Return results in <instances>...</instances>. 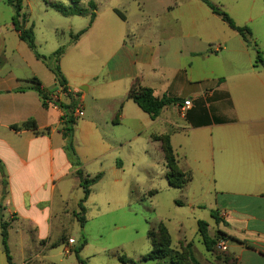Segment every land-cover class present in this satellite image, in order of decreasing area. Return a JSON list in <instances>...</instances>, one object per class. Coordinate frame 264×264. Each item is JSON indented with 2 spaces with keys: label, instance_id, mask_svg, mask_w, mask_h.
<instances>
[{
  "label": "crops",
  "instance_id": "obj_1",
  "mask_svg": "<svg viewBox=\"0 0 264 264\" xmlns=\"http://www.w3.org/2000/svg\"><path fill=\"white\" fill-rule=\"evenodd\" d=\"M158 1L164 5L165 0ZM187 4L165 7L175 11ZM198 4L190 6L200 11L199 22L218 16ZM143 8L139 3L140 10L133 13L135 27L129 25L127 10H119L124 19H118L125 27L119 21L117 46H112L107 32L103 36L97 31L96 26L105 25L98 21V13L65 46L58 66L66 94L56 101L68 104L67 93L76 103L80 100L82 116L87 112L83 124L94 130L124 124L134 132V139L144 137L156 147L163 163L161 141L156 137L168 136L178 169L190 174L183 188L194 183V193L211 191L221 219L214 221L215 229L235 239L225 240L227 252L237 264H264V71L254 65L250 47L231 28L234 35L226 33L227 38H206L221 40L206 49L201 45L205 39L196 34L200 29L192 33L182 26L139 27L148 15ZM109 20L118 24L116 18ZM236 33L241 41L233 37ZM14 34L16 41L0 33V53L12 47L21 68L19 73L11 70L0 76V206L2 211L8 209L10 219L49 228L67 213L71 188L79 184V178L64 148L63 108L52 99L45 106L31 87L30 79L36 77L48 96L54 95L55 76ZM261 39L264 55V23ZM134 83L151 88L156 98L166 96L178 102L165 106L152 119L127 97ZM186 100L190 104L183 111ZM28 120L35 122L38 132L12 128ZM74 146L83 164L87 156ZM99 146L96 142L95 148ZM46 238L48 234L40 240Z\"/></svg>",
  "mask_w": 264,
  "mask_h": 264
},
{
  "label": "rangeland",
  "instance_id": "obj_2",
  "mask_svg": "<svg viewBox=\"0 0 264 264\" xmlns=\"http://www.w3.org/2000/svg\"><path fill=\"white\" fill-rule=\"evenodd\" d=\"M46 1L70 5L69 0H22L20 12V22L24 23V27L32 28L37 52L46 57L73 41L75 35L88 25L92 12L94 16L98 13V21L105 23L96 26L99 27L97 31L103 36L107 32L112 46H117L120 20L114 9L123 13L127 10L129 25L135 27L133 13L140 10L139 3L148 14L141 20L139 27L156 29L182 26L192 33L200 29L196 34L206 40L201 44L206 49L212 46L211 43L217 45L221 42L217 39L207 41L206 38H227L226 33L234 35L219 16L199 22L200 11L190 6V3H199L202 9H206V5L199 0H165L164 5L158 0H80L78 6L87 10L84 15H63ZM186 1L189 4L185 8L181 5L175 11L172 8L166 10L167 5L174 6ZM209 1L228 14L236 25L250 29L251 43H256L264 59L261 49L263 0ZM91 4L94 5L93 11ZM153 8H158V11ZM182 10L184 13L179 16ZM13 14V7L6 0H0V33L11 35L16 41L11 20ZM108 17L116 18L118 24L111 23ZM122 27H125L124 24ZM233 37L241 41L237 33ZM10 48L8 46L5 52L0 53L2 77L11 70L19 73L21 69L15 52ZM51 50L52 53L48 54ZM249 52L255 60V50L250 47ZM47 60L55 64L52 56ZM86 116L87 112L84 117H77L72 136L73 146L76 145L87 156L81 164L84 174L90 178L101 172L102 177L90 186L91 192L84 203V225L81 226L74 215L79 211L78 202L83 194L78 182L71 188L67 213L60 220L55 219L49 228L35 227L20 218L10 219L8 209L2 211L1 208L2 219L8 224L7 247L12 264H80L78 257L86 264H170L167 258L143 260L152 246L148 231L159 224L167 228L171 247L182 251L185 262V245L189 243L201 264H224V258L229 254L227 250L216 245L213 251H206L197 232V221L204 220L210 225V235L216 233L211 216V211L215 210L211 191L207 195L194 193L196 184L193 182L187 188L169 186L165 178L166 167L156 147L146 142L144 137L134 139V132L125 128L124 124H109L94 130L83 124L82 120ZM96 142L100 145L98 148H95ZM100 153L101 158H96ZM47 234L50 238L40 240ZM231 256L237 264L236 257ZM0 264H8L1 228Z\"/></svg>",
  "mask_w": 264,
  "mask_h": 264
},
{
  "label": "trees",
  "instance_id": "obj_3",
  "mask_svg": "<svg viewBox=\"0 0 264 264\" xmlns=\"http://www.w3.org/2000/svg\"><path fill=\"white\" fill-rule=\"evenodd\" d=\"M8 4H10L14 9V14L12 16V26L14 30L18 33L19 39L26 42L28 47L32 50L35 57L37 59L42 60L44 63L49 66V69L52 71V73L55 76V79L57 81L58 85L63 86L64 91H66L65 87V79L59 69L58 66V59L61 56V54L64 51V47H59L56 51H54L51 56L54 59L55 64H50V62L47 60L49 57H46L44 55H41L37 52L36 46L34 43V36L32 28H26L24 27V23L20 22L21 18V3L22 0H6ZM80 0H69L70 5L65 6L58 2H47L46 3L52 7H54L57 11H59L63 15H84L87 13V10L84 8H81L78 6V2ZM203 2L207 7L210 8V10L218 15L222 21H224L229 28L236 31L243 41L250 47H252L255 50V61L254 65L261 67V69L264 71V59L261 56V51L256 47V43L252 45L251 38L252 33L249 28L246 26H238L236 25L232 19L229 17L228 14H226L224 11L213 5L209 0H200ZM264 2V0H263ZM90 8L94 9V5L91 4ZM114 12L124 19V16L118 9H114ZM94 19V13L92 12L90 14V21L87 25L90 26L92 21ZM86 27V28H87ZM86 28L80 30L75 37L77 38L82 32L86 30ZM75 38V39H76ZM30 82L32 83V88L35 89L39 95L42 98L43 104L46 106L49 97L48 93L45 92V90L42 88V85L40 81L36 77H32L30 79ZM21 88H17V90H20ZM68 97L71 98L70 102L68 104H61L57 101H53L55 104L59 105L63 108L64 114L62 116L63 120V128L61 130L64 139H65V152L67 154L68 160L72 166L76 168V175L79 178V185L82 187V197L80 198L78 202V208L79 211L74 213L76 219L80 222V225L83 226L85 223V206L84 203L87 200L89 194H90V186L94 183H96L101 177L102 173H97L93 177H90L88 175H85L84 172L81 170L80 166L81 163L79 161V158L76 154V151L73 146V132H74V126L77 122V118L74 117V110L77 106V103L75 99L67 93ZM127 97L131 99L134 103L137 104V106L145 113H147L152 119L156 118L161 110L171 104V103H177L178 100L170 97L163 96L161 98H156L153 96L152 89L148 87H140L137 85V83H134L129 88ZM13 129H31L35 132L37 131L36 124L33 120H28L20 125H13ZM158 140L161 141V147L163 151V157H164V164L166 167V173L165 178L167 180V183L171 187L175 188H183L185 184L190 180V174L181 172L177 167V159L174 154V151L171 147V144L169 142L168 136H160L156 137ZM0 172L3 173V168L0 163ZM3 183L5 181L3 180ZM1 209V206H0ZM211 216L214 218V221L216 223L220 222V218L218 217L217 211L213 210L211 211ZM0 228H1V236H2V245L5 252V256L7 259L8 264H12L11 257L9 255L8 247H7V223L3 221L0 211ZM197 232L200 235L201 241L205 247L206 251H213L214 247L217 245L219 241H225L227 239H233L232 237L227 236L224 232L217 230L215 235L211 236L208 232V223L204 220H198L197 221ZM148 236L151 239V249L150 251L143 256V260H161V259H168V262L170 264H201L196 257L193 254V251L190 249V244L188 243L185 245V248L187 250L186 257L187 262L184 261V254L182 251H177L171 247V238L170 234L167 230V228L163 224H159L156 228H152L148 231ZM78 252V251H77ZM78 257V256H77ZM122 261H127L125 258H121ZM78 261L80 264H86L82 259L78 257ZM131 262V261H130ZM132 263V262H131ZM224 264H236L235 259L230 255L226 254L224 258Z\"/></svg>",
  "mask_w": 264,
  "mask_h": 264
},
{
  "label": "built area",
  "instance_id": "obj_4",
  "mask_svg": "<svg viewBox=\"0 0 264 264\" xmlns=\"http://www.w3.org/2000/svg\"><path fill=\"white\" fill-rule=\"evenodd\" d=\"M64 94H66V91H64L63 86L58 85L57 91L54 93V95H51V96L49 95L48 99L49 100L52 99L51 101L53 102V101H56V99H58L57 96L64 95ZM189 104H190V101H188V100L184 101L183 107L181 109L184 111L185 107H187ZM73 115L76 118L77 117H81L83 115V108H82V104H81L80 100L77 102V106H76V108L74 110V114ZM217 246L222 248V249H226L224 241H219L217 243Z\"/></svg>",
  "mask_w": 264,
  "mask_h": 264
}]
</instances>
